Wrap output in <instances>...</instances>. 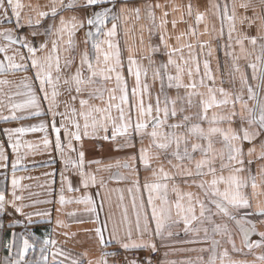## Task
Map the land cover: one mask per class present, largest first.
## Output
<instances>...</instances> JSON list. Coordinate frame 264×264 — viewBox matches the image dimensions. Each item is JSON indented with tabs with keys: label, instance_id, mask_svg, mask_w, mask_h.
Wrapping results in <instances>:
<instances>
[{
	"label": "snow or ice",
	"instance_id": "snow-or-ice-1",
	"mask_svg": "<svg viewBox=\"0 0 264 264\" xmlns=\"http://www.w3.org/2000/svg\"><path fill=\"white\" fill-rule=\"evenodd\" d=\"M119 5V6H118ZM260 5L264 6V0H260ZM25 6L20 0H0V21L11 22L15 20L13 28H5L0 31V37L5 43L0 46V53L4 57L0 60V76L9 72H28L33 71L34 76H24L16 85L15 96L26 97L22 102L10 103L8 110L10 115H0L2 120H23L31 116H40L41 98L34 90L33 84L38 82V91L42 93V100L48 104L47 112L51 114V131L55 133V151L62 157L64 170L61 173V182L68 184V191H78L73 189L68 177L64 172L71 170L80 177V184L87 189L89 186L97 184L96 174L86 170L85 154L83 150H78L73 141L81 143L84 138L103 139L115 142L117 138H123L124 143L117 145V150L123 147H134L132 137L135 135L140 138L141 147L138 156L133 155L125 161H117L115 165L108 164L98 167L96 172L105 171L112 167L129 169L131 173L136 174L133 180V187L137 192L140 191V181L138 168L142 166L145 170L151 169L154 182L145 181L143 188L149 193L148 206L151 209V221L155 224L154 232L149 228V217L145 211L144 203L139 206L135 199L132 203V212L135 215V225L129 219L128 209L124 208L121 219L117 221L111 215L107 220L100 224L99 215L93 199L84 195L75 200L77 204L86 205V211L96 213L93 221L100 224L94 229L95 237L100 248V256L95 261L87 259V252L78 256H71L70 253L55 247L56 240L50 238L47 234L41 241L40 237L33 233L19 234L12 233V240L5 245L9 256L5 258V264H109L108 257L114 256L115 252L105 251L112 244L119 245L125 251L136 249H150L155 252L156 244L152 237L163 240L165 234L168 237L173 235L172 229L183 223V231L192 232L194 235L203 231L206 240H210L211 249L207 260L197 257L195 264H247L246 261L232 260L229 258V252L225 248L218 253L217 249L221 244L220 240L213 239L212 235H219L226 238L227 244L231 245L232 252H242L244 249L252 251L255 248L264 247V231H257V223L251 216L260 217L258 223L264 225V202L257 200L253 206L252 199H256L258 188L264 185V96H260L254 90L261 87L248 83V79L241 70L237 61L244 55V41L248 40L252 45L257 44V37H249L240 34L235 39V44L239 46L240 54L236 55L232 51H226L225 55L232 58V72L229 73V83L236 79L235 74H239L240 89L238 91H228L224 87L216 85L217 76L214 75L208 59L203 60V71L201 72L200 61L194 54V49L198 45L201 53L207 48V55L212 56L213 49L209 41H200L199 35H210L207 25L202 33H198L197 27L188 25L186 31L180 32L175 36L177 46L168 44L165 38L166 17L168 12L163 11L159 18L158 27L161 30L160 44L167 50V62L159 64L153 60L152 54L160 51L159 47L149 46V54L143 59H147L148 66L145 67L137 61L133 55L131 47L127 49V73L129 77H134V85L129 91L127 79L123 74L124 62L119 44L115 41L118 35V26L120 21L129 19L127 13H134L137 20L140 19V7H128V0H50L45 5L47 10H42L39 5L28 7L34 13L23 17L22 9ZM163 9L164 5L159 3L152 5L146 3L144 9L146 16L153 24L156 17L153 8ZM240 8L245 10L252 7L253 17H240V22L245 21L251 26L255 20L260 21L259 39L264 41V15L256 13V7L250 3H240ZM211 9L215 10L218 19L228 22V41L226 48H232V34L236 31L235 21L237 20L236 3L231 4V14H229V4L225 3L221 17V6L218 3H212ZM84 9H91L84 12ZM99 9V10H97ZM10 10V14H9ZM65 10H80L82 15H71L65 17L62 13ZM173 13L180 12L179 21L174 16L171 21L173 29L178 22L184 21V11L180 6L172 5ZM187 16H193V7L187 5ZM50 20L46 25L42 24L44 20ZM205 13L197 11L195 14V25L204 22ZM111 23V27L107 24ZM27 27L28 35L32 37L45 36V39L37 47L29 39L28 35H19ZM43 28V31L40 29ZM151 30V29H150ZM84 32L82 43L84 49L78 54V65L72 71L77 60L76 34ZM223 35V27L219 33ZM196 38V43H180L185 37ZM141 44L143 39L141 38ZM19 45L13 49V55H7L11 46ZM90 45V47H89ZM21 49L27 51L25 56ZM188 50V58L183 55V50ZM262 55H264V42L260 43ZM38 53L42 55H38ZM179 56V62L175 58ZM20 58V63L17 62ZM257 61L261 56L256 57ZM252 69V80H257V65L249 64ZM174 69L175 74L170 73ZM151 72V78L159 80L161 83L160 92L153 98L145 82ZM219 72V65H217ZM142 76L144 80H142ZM187 77V80H185ZM165 80L167 89H175L176 95L169 96L165 89ZM260 80L264 82V70H260ZM114 86L106 87L107 83L113 82ZM224 81L221 80V84ZM10 81L0 79V86H7ZM68 94L69 99L59 101L58 97ZM23 89V90H21ZM245 89L247 90V99H245ZM180 90L184 94L180 95ZM107 93V96L105 95ZM86 94V96H85ZM11 99V96L9 97ZM94 100L101 101L100 105L92 103ZM154 100V102H153ZM249 101L252 105L249 106ZM79 109L76 108V103ZM63 103L64 112L58 111L60 104ZM3 104V100H0ZM237 106L239 111H237ZM211 111V115L209 112ZM17 112H27L28 115H16ZM187 113V114H185ZM61 117L59 127L56 124V117ZM239 119V127H233L236 118ZM81 121L83 122L81 124ZM174 121V122H170ZM71 124V128L69 127ZM207 124V127L202 126ZM222 125H227L226 127ZM61 129L64 132V138H61ZM74 129V130H73ZM10 147L13 152H18L20 148L19 139L11 143L14 134L23 135L26 132H43V146L49 148L51 141L48 138V129L45 124L32 127H20L6 129ZM109 133H111L109 135ZM148 144L145 146L144 141ZM248 142L251 146L245 151L243 143ZM221 145L217 147L216 145ZM29 149L34 145L29 143ZM82 148V144H81ZM76 153L77 158H65V150ZM199 153L197 159L194 154ZM161 157L167 160L168 165L176 170V174L185 177H194L191 183L196 185L203 194L192 192L181 193L178 186L173 184L172 191L176 193L174 202L168 199V184L170 174L165 171L163 163L153 167V161L161 160ZM245 157H247V169L245 168ZM258 161L257 172L254 175L251 171V165ZM0 161H7V156L0 149ZM217 162L219 167L217 168ZM19 163V159L12 163L13 172ZM100 165L101 162L88 161L91 164ZM247 171V176L241 173ZM227 172V175L224 173ZM199 177L201 179H195ZM210 177V179H203ZM118 179H127L120 175ZM259 178L260 184L257 183ZM101 188L105 187L104 180L99 181ZM19 181L12 179L13 189L17 188ZM251 186V199L245 193V189ZM63 191V188H62ZM132 192V188H129ZM155 194V195H154ZM12 200L9 202L5 198V193L0 192V215L5 213V205L10 204L15 213L25 215L24 205L18 206L16 201L21 200L15 191L11 193ZM123 197L121 196V201ZM159 200L157 206L154 201ZM72 202V201H67ZM59 203H66L65 197H59ZM101 210L103 203L101 204ZM197 208L199 213L197 215ZM245 210L239 214L240 210ZM251 210V211H248ZM59 211V209H57ZM36 215H50V213H36ZM75 215V213H70ZM32 214H27V223H33ZM221 217L222 222L217 223L213 218ZM143 218V228L141 220ZM227 221L234 222L239 230L241 237V247H237L233 234ZM50 222V221H49ZM111 223V230H109ZM207 223L210 227H205ZM21 225V221L13 220L10 226ZM58 226H62L61 221H57ZM195 225V226H194ZM108 238H105V233ZM134 234L136 238H134ZM145 235L148 239H145ZM258 235L259 240L250 241L249 237ZM187 243H201L202 241L193 239ZM51 246V248H50ZM15 255L13 257V248ZM39 249L35 259L27 258V253L31 250L33 253ZM200 251H209L207 248H201ZM49 254L52 259L49 260ZM62 257V259H58ZM257 260L264 264V254L257 257ZM129 264H137L135 260L129 261ZM151 264V261L148 262ZM169 264H176L175 261ZM181 264H193L192 261H182Z\"/></svg>",
	"mask_w": 264,
	"mask_h": 264
},
{
	"label": "crops",
	"instance_id": "crops-1",
	"mask_svg": "<svg viewBox=\"0 0 264 264\" xmlns=\"http://www.w3.org/2000/svg\"><path fill=\"white\" fill-rule=\"evenodd\" d=\"M20 2L25 6L22 11V23L23 17L27 15H33L34 13L28 7L29 5L35 7L39 5L42 10H47L45 5H47L50 0H20ZM83 0H81V3ZM236 3V13L237 20L235 21L236 31L232 34V48H226L225 46L229 43L228 41V22L223 21L222 18L218 19L214 14L215 10L210 8L212 3H218L221 6V17L223 12V6L225 3L229 4V14H231V4ZM146 3H150L155 5L157 3L164 5L163 9L153 8L156 21L155 24L157 27L153 28L152 22H150L146 16V12L144 9V5ZM191 3L193 7V16H187V5ZM240 3H250L256 7V13L258 15H264V6L260 5V0H128V7H140L141 15L140 19L137 20L135 18L134 13H127L129 19L122 20L118 26V35L115 38V41L119 44V47L122 52V59L124 62L123 74L127 79L129 91L134 85V77H129L127 73V56L129 47L133 50V55L137 61L142 63L145 67L148 66L147 59H143L149 54V46L159 47L160 51L152 54L153 60H155L158 64L160 62H167L166 49L160 44V36L161 30L158 27L159 18L162 15L163 11L168 12V16L166 17L168 23L166 24V33L165 38L167 39L168 44L173 47L177 46V41L175 36L178 35L182 31H186L189 24H192L194 27H197L198 33H202L205 29V25H207L210 35H199L198 39L200 41H209L211 47L213 49L212 56L207 55V48L204 49L203 53L199 46L197 45L194 49V54L197 56L201 65V72L203 71V60L208 59L210 61V66L213 70L214 75L217 76L216 85L218 87H224L228 91H238L240 89V82L238 79L239 74L236 75V79L233 83H229L230 76L229 73L232 72V58L225 55L226 51H232L236 55L240 54L239 46L235 44V39L240 34H245L249 37H257V44L252 45L248 40L244 41V48L246 55L242 56L237 64L244 72L248 79V83L250 85L255 86L256 84H260L261 87L255 89L259 93L260 96H264V82L260 80V70H264V55L261 53L260 43L264 42L259 39V28L260 21L255 20V22L249 26L248 22L245 21L243 24L240 22V17L247 16L249 18L253 17L252 7L245 10L239 7ZM172 5L180 6L184 11V21L186 22H178L176 28L173 29L171 21L175 16L179 21V17L181 15L180 12L173 13L171 11ZM119 6V5H118ZM99 10V9H97ZM84 12H89L91 9H84ZM204 12L205 20L200 23L198 26L195 25V14L196 12ZM10 14V10H9ZM62 15L66 18L71 15H82L80 10L77 11H69L65 10ZM50 20L42 21V24L46 25L50 23ZM15 24V20L13 19L11 22L0 21V31L5 28H13ZM108 27H111V23L107 24ZM223 27V35L221 36L220 30ZM151 29V30H150ZM43 31V28L40 29ZM29 29L25 27L19 35H28ZM54 38V37H52ZM45 36H36L32 37L28 35V39L37 47L40 43H43L45 39H49V48L51 47L50 39ZM84 38V32L80 31L76 34V43H77V60L73 66L72 71L75 70V66L78 65V54L80 51L84 49V45L82 40ZM141 38L143 39V44H141ZM196 43V38L193 37H185L181 40L180 43ZM6 41L0 37V46H3ZM19 45L11 46L7 52V55H13V49L18 48ZM90 47V45H89ZM23 54L26 56L27 51L25 49H21ZM4 53H0V60L3 59ZM38 55H42L38 53ZM183 55L185 58H188V50H183ZM261 56V60L257 61L256 57ZM179 62V56L175 57ZM17 62L20 63V58L17 57ZM255 63L257 65V80H252V69L249 67V64ZM217 65H219V72H217ZM171 74H175L174 69H170ZM29 76L33 77V71L28 72H9L0 76V79H7L10 81V84L7 86H0V100H3V104H0V115H10L8 110V105L10 103L22 102L26 97L23 96H15L12 95L17 89L16 85L19 83L22 77ZM142 80L144 77L142 76ZM187 80V77H185ZM221 80L224 81L221 84ZM149 86V90L153 96V98L160 92L161 83L159 80H153L151 78V72H149V76L145 81ZM114 86V81L107 83L106 87L111 88ZM33 88L37 91L38 97L41 98V112L44 113L40 116H31L28 119L23 120H2L0 119V149L3 150L4 154L7 156V161H0V192L5 193V198L7 201H11L12 195L11 193L15 191L17 196H21L22 199L16 201L18 206L24 205L23 211L25 213L24 216L15 213L10 204L5 205V213L0 215V264H5V258L9 256L8 250L5 247L12 240V233L19 234H28L33 233L34 235L40 237L41 241L44 236L47 234L50 238L56 240L57 244L55 247L62 249L64 252L70 253L71 256H78L81 253L87 252V259L95 261L100 256V248L98 246L94 229L99 227L100 224H103L107 218L111 215L117 221L121 219L122 212L124 208L128 209L129 219L132 221L133 227L135 225V215L132 212V203L135 199L136 204L139 206L141 202L144 203L145 211L149 217V228L154 232L155 224L151 221V209L148 206V195L149 193L143 188L145 181L154 182L155 178L152 176L151 169L145 170L142 166L137 164L138 175L140 181V191L137 192L133 187V180L136 178L135 173H131L129 169L112 167L105 171L96 172L98 167H102L104 165L112 164L115 165L116 162L125 161L128 157L133 155L138 156L139 149L141 147L140 138L133 135L132 144L134 147H123L117 150L118 144H123V138H117L115 142L111 140H103V139H90L84 138L81 143H77L73 141L74 146L78 150H83L85 154V167L87 171L93 172L97 177V184L95 186H89V188L85 189L80 184V177L73 173L71 170L64 172V175L68 177V181L71 184L73 189H79L78 191H68V184L64 183L62 185L61 182V173L64 170V164L62 163V157L59 153L55 151V133L51 131V121L52 116L47 112L48 104L43 102L42 93L38 91V82L33 84ZM165 89L169 96H175V89H167V81L165 80ZM23 90V89H21ZM61 92H64L63 87H61ZM183 90H180V95H183ZM107 96V93L105 94ZM11 96V99L9 97ZM86 96V94H85ZM245 99H247V90L245 89ZM69 99L68 94L64 92L63 95L58 97L59 101H65ZM154 102V100H153ZM92 103L97 105L101 104V101L94 100ZM252 101H249V106L252 105ZM76 108L79 109L78 102L76 103ZM58 111L64 112L65 109L63 107V103L60 104ZM237 111H239V107L237 106ZM187 114V113H185ZM16 115H28L27 112H17ZM211 115V111L209 112ZM61 122V117H56V124L59 127ZM174 122V121H170ZM41 123L45 124L48 129V138L51 141L49 148L45 149L43 146V138L45 133L43 132H26L23 135L14 134L12 136L11 143H15L17 139L20 141V148L18 152H13L10 147L8 134L5 132L6 129H14L20 127H32L34 125L38 126ZM83 122L81 121V124ZM202 126L207 127V124H203ZM226 127L227 125H222ZM71 128V124H69ZM233 127H239V119L236 118V123ZM74 130V129H73ZM111 133H109L110 135ZM61 138H64L63 129H61ZM31 143L34 145L33 148L29 149L27 145ZM82 144V148H81ZM145 146L148 144L147 139L144 141ZM217 147L221 145L217 144ZM251 145L248 142L243 143V148L246 151L248 147ZM195 157L199 158V153L194 154ZM72 157L73 159L77 158L76 153H72L65 150V158ZM19 159V163L13 172L12 163L14 160ZM251 165V171L255 175L257 172L258 161H255ZM100 161L101 164L97 165L95 163L91 164L89 167L88 161ZM245 168L247 169L249 166L247 165V157H245ZM163 163L164 169L166 172L170 174V178L167 181L161 180V183L166 182L168 184V199L169 201L174 202L176 200V193L172 191V186L175 184L178 186L181 193L192 192L203 199V194L201 190L194 184L191 183L194 177H185L176 174V170L172 169L167 160L164 157H161L159 161H153V167H157L158 164ZM219 167V163L217 162V168ZM227 175V172L224 173ZM247 171L241 173L242 176H247ZM123 175L126 176L127 179H118L117 177ZM16 178L19 181V185L17 188L13 189L12 187V179ZM103 179L105 187L101 188L99 181ZM195 179H201L199 177H195ZM203 179H210V177H203ZM257 183L260 184L259 178L257 179ZM63 188V191H62ZM129 188H132V192H129ZM258 195L256 199H252L253 206H255L257 200L260 202H264V185H261L258 188ZM246 195L251 199L252 189L251 186L245 189ZM63 195L65 197L66 203L61 205L59 203V197ZM84 195L90 196L95 202L97 213L99 215L100 224H96L93 221L96 218V213H91L86 211V205L77 204L75 200L78 198H82ZM155 195V194H154ZM121 196L123 200L121 201ZM72 201V202H67ZM157 206L160 205V201H154ZM103 203V208L101 210V204ZM59 209V211H57ZM245 210H240L239 214H243ZM251 211V210H248ZM50 213V215H36V213ZM70 213H75V215H70ZM199 210L197 208V215ZM32 214L31 219L33 223L28 224L26 215ZM21 221V225L10 226L13 220ZM217 223L222 222V218L217 216L213 218ZM249 219H252L257 223V231H264V225L258 223L260 217L251 216ZM62 222V226L57 225V221ZM50 221V222H49ZM229 224V228L233 234V238L237 247H241L240 244V235L239 230L236 228L234 222L227 221ZM195 226V225H194ZM205 227H210L207 223L204 225ZM109 230H111V223L108 225ZM141 227L143 228V218L141 220ZM173 235L168 237L165 234L163 240L152 237L153 242L156 244L157 250L161 253V264H169L171 261H175L176 264H181L182 261H192L195 264L197 257H202L204 260H207L210 249L211 242L210 240H206L204 237L203 231L194 235L192 232H184L183 231V223L178 227H174L172 229ZM105 238H108V233H105ZM134 238H136L134 234ZM213 239H217L221 241L220 246L218 247V253L223 251L225 248L229 252V258L232 260L238 261H246L247 264H261V261L257 260V257L264 254V247L255 248L252 251L248 249H244L242 252H232L231 245L227 244L226 238L221 237L219 235H212ZM145 239H148V236L145 235ZM193 239H197L202 241L201 243H187L186 241H191ZM250 241L259 240L260 237L258 235H252L249 237ZM51 248V246H50ZM201 248H207L209 251H200ZM139 251L140 255H143L149 251L150 249H136ZM15 247L13 248V257L15 255ZM105 251L115 252L114 256H109L108 261L109 264H116V256L119 253L128 252L119 247V245L112 244L110 247L105 249ZM39 249L37 248L36 252L33 253L31 250L27 253V258L35 259L36 255H38ZM52 257L49 254V260L51 261ZM58 259H62V257H58ZM217 264H219V260H217Z\"/></svg>",
	"mask_w": 264,
	"mask_h": 264
},
{
	"label": "built area",
	"instance_id": "built-area-1",
	"mask_svg": "<svg viewBox=\"0 0 264 264\" xmlns=\"http://www.w3.org/2000/svg\"><path fill=\"white\" fill-rule=\"evenodd\" d=\"M135 260L137 264H161V253L159 250L155 252L149 251L143 255H140L139 251L132 250L124 253H119L116 256V264H129V261Z\"/></svg>",
	"mask_w": 264,
	"mask_h": 264
},
{
	"label": "rangeland",
	"instance_id": "rangeland-1",
	"mask_svg": "<svg viewBox=\"0 0 264 264\" xmlns=\"http://www.w3.org/2000/svg\"><path fill=\"white\" fill-rule=\"evenodd\" d=\"M132 251V250H131Z\"/></svg>",
	"mask_w": 264,
	"mask_h": 264
}]
</instances>
